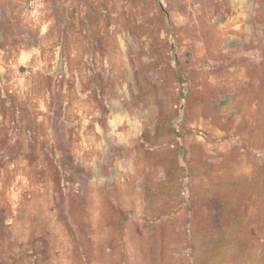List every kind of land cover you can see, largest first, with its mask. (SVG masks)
<instances>
[{
    "label": "rangeland",
    "instance_id": "1",
    "mask_svg": "<svg viewBox=\"0 0 264 264\" xmlns=\"http://www.w3.org/2000/svg\"><path fill=\"white\" fill-rule=\"evenodd\" d=\"M0 264H264V0H0Z\"/></svg>",
    "mask_w": 264,
    "mask_h": 264
}]
</instances>
